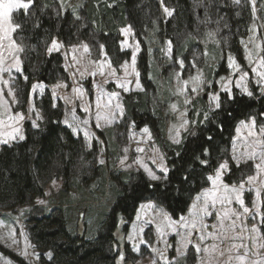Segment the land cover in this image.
I'll return each mask as SVG.
<instances>
[{"label": "trees", "instance_id": "16d2710c", "mask_svg": "<svg viewBox=\"0 0 264 264\" xmlns=\"http://www.w3.org/2000/svg\"><path fill=\"white\" fill-rule=\"evenodd\" d=\"M194 2L199 3L198 0H163L162 4L161 0H83L76 9L58 15L54 10L56 0H35L30 13L25 15L22 10L15 14L14 22L22 25L16 39L24 46L23 76H18L16 81L17 110L25 109L34 83L51 86L65 75L61 54H47L42 50L43 43L57 39L65 48L79 43L93 48L103 45L113 66L118 68L131 58L130 51L121 50L120 30L131 27L141 48L137 68L144 91L125 96L124 107L128 118L139 117L151 129L169 169L168 179L158 182H151L143 172L118 175L112 172L110 161L105 166L90 169L88 164L95 165L97 161L96 143L89 151L85 140L75 137L63 125L62 105L54 106L49 92L46 93L37 103L43 116L38 128L25 123L24 140L0 149V210L16 212L30 208L25 227L39 253L40 264H115L116 231L120 221L127 235L138 208L149 201L163 208L173 219L186 214L195 196L209 187L193 157L199 155L202 148H208L217 159L226 158L242 121L254 118L258 125H264V96L252 85V96L234 90L236 99L224 102L219 111H209L206 99L198 98L189 113L196 123H191L182 135L181 144L165 140L164 119L154 104L159 87L149 78V61L154 50L160 52L163 43L171 41L173 59L183 58L189 63L195 58V48L204 50L203 31L210 27L218 32L217 47L210 45V50L215 48V61L209 64L203 58L200 66L208 72L218 69L216 77L223 75L227 72L228 54L245 66L241 40L252 23L250 10L236 8L231 0L206 1L202 13L212 21L204 28L198 23L200 16ZM164 7L173 10L168 19L163 15ZM154 74L156 76L157 72ZM194 112H207L209 119L201 123L202 116L195 117ZM99 134L109 154L114 155L116 150L109 148L117 147L116 134L110 131ZM208 136L212 140H208ZM79 171L83 174L78 175ZM233 171L239 175L238 169ZM183 176H188L191 182L182 183ZM226 179L234 181L235 175ZM54 181L62 182L59 194L51 199L55 207L42 210L35 205L36 201L45 198L47 187ZM84 201L90 202V209L75 208ZM96 206H99L98 212L90 215ZM76 210L83 212L82 215L75 217ZM81 224L86 227L85 232L78 230ZM94 226H99L98 232ZM125 254L130 255L127 248ZM11 258L18 264H27L18 257Z\"/></svg>", "mask_w": 264, "mask_h": 264}, {"label": "rangeland", "instance_id": "374dc122", "mask_svg": "<svg viewBox=\"0 0 264 264\" xmlns=\"http://www.w3.org/2000/svg\"><path fill=\"white\" fill-rule=\"evenodd\" d=\"M56 1H57V5L54 7V10L56 14L59 15L65 13L70 9L72 10L76 9V7H79L80 3L83 0H56ZM206 1L211 2V0H198L199 3L196 2L197 4H195L194 2V4L197 6L196 7L197 13L200 16L198 23L201 24V26L203 25L204 28L208 27L205 25L208 23V21H212V19H210L205 14L203 15L202 13L204 12V3ZM232 4L236 8H248L250 10L247 0H242L241 5H236L234 3ZM32 6L28 9L29 13L31 11L30 9L32 8ZM19 11L22 10H13V22H14L15 14H17ZM256 14L257 17L264 18V4H261L259 0H257ZM163 15L165 19H168L170 17L167 16L164 13V11H163ZM252 22H253V17H252ZM251 24L249 28L251 27ZM124 29L122 28L120 30L121 50L130 51L131 55L135 51L136 59L138 61V55L141 53L139 42L133 37L132 30L131 33L125 35L123 31ZM208 29H209L208 31H203L205 35L204 41L202 42L204 45V50L200 51L199 49L195 48L193 50V56L195 58H192L189 61V63H186L185 60L181 58L184 61V68L182 70L179 69V66L176 65L175 63L176 60H179L178 58L169 59V56L167 54L168 40H166L163 43L160 52L154 50L151 53V59L149 61L151 71L149 78L152 81H154V83L156 82V84H158L159 87L158 93H156L154 97V104L158 108L160 116L164 119L163 121L165 125V140L174 145L181 144L182 135L189 130L191 123L188 124L187 131H183V130L180 131L179 143L174 142L177 139L174 132V128H179L180 124L185 119L191 121L189 113L193 108L192 105L198 98L204 97L206 101L209 103L210 108L211 109L213 108L212 104L210 103V89L208 86H211L212 89H219L220 84L224 82L221 79L222 77H228L233 80H236L239 75V73L232 75V70L227 67V63H226L227 72L218 77H216V72L218 71V69H216L215 71L212 69L211 71L208 72L207 70H205L204 66H200L199 61H203L204 60L203 58H206L209 64H212L215 61L214 59L215 48L210 50V45H215V47H217L216 43L218 39V32L214 29H210V27H208ZM262 31H264V29H262ZM209 33H211V35H209ZM251 35L252 33L247 31L245 37L242 40H244L245 43H247L248 37ZM14 38H16V33L14 34ZM53 41L57 42L59 47L58 49H51V51H49ZM137 43H138V47H137ZM256 43H262V41L259 38H257ZM84 45L88 46L89 51L85 52L83 47ZM242 45L244 48L245 66L243 67L240 63L239 64L241 65L242 71L243 70L249 71V77L246 78L245 81L241 82L242 86H245L250 91H252L251 86L254 85L255 88L258 87L259 92L261 93V95L264 96V87L258 86L256 84V80L258 78L255 77V75L251 72V70L246 67L248 64V60L246 59L247 51L245 49L244 44ZM21 46L23 47V51H24V46L23 45ZM41 47L42 50L45 51L47 54H52V53L61 54L63 58L65 75L61 76L59 78V81L51 86H47L41 83H34L32 85V87L35 86V92L33 93L32 91H30V96L28 98V102L27 105L25 106V109L19 110L25 113V119L19 122L18 125H16V127H19L20 129V133L16 135V139H8V137L6 135H3V133L10 131V129L0 126V140L8 139L7 143H0V149L4 145H8L13 142H20L24 140V139H20L19 136L22 134L25 138V123L28 122L32 125L33 128H38V124L42 121L43 116L41 110L37 106V103H40L44 95H46V93L49 92L53 100V105L54 106H57L58 104L62 105L63 114H64V118L62 120L63 125L67 127V129L71 130L75 137L78 138L82 137L85 140L89 151L94 148V145L96 143V148L98 150V154L96 157L97 161L95 165L91 162L90 164H88V167L90 169H93L92 168L93 166H102V165L105 166L108 164V161H110L112 172L118 175L129 174L133 172H143L149 178L147 172H145L144 168L141 167V164L147 165L150 169L154 171H157L160 164H164L167 167L165 155L163 154L162 149L159 147L157 142L154 140L151 129L143 122V120H141V118L138 117L136 120H132L128 118L126 114V110L123 103L125 96L136 92H143L144 88L140 81V77H138V79L141 85V89H137L135 87V79H136L135 75L134 74L130 76L125 75L123 71V65L125 62L116 69H117V77L119 78V80H124V79L133 80V84L131 85V90L127 92L116 87L115 84L112 82L115 81L117 77H112L109 75L111 71L109 64H111L112 67L114 66L109 56L104 51V49L102 53L101 48L99 46L97 48H93L86 43H79L77 45H72L70 47L65 48L59 40L54 39L50 43H43ZM248 50L253 51L252 59L255 63H258V60L261 57H264V52H256L254 50V45H250ZM22 52L17 53V55L22 61V68H23L24 64L22 59ZM157 57H159V59L163 61V64L158 62ZM173 57H174V47H173ZM234 59L236 60L235 57ZM98 61H105L104 64L105 74L103 76H101L97 70ZM127 62L129 63V71H131V58ZM192 63H195L196 68H190V64ZM255 63L253 64V66H255ZM217 66H219V64ZM136 70L139 72L137 68V63H136ZM154 71L157 72L156 76L154 74ZM180 71H183L184 73V75L180 77L181 81L186 79L188 76L196 75L197 71H199L202 80L205 82V86L203 87V89L199 91L198 94H190V93H186L184 95L180 94L178 92V86H177V74ZM93 72H96L95 77L91 75ZM208 75H212V76L208 77ZM13 76H16V79L12 82V87L16 90V96H17L16 81L18 79V76H23V74L21 75L13 72ZM64 85H67V87H64ZM97 86L103 87L105 93L107 92L119 93L120 94L119 100L114 101V103L118 102L121 105L123 112L122 116H117L112 121H105L104 119H101L99 128H95L92 126V123L95 122V116H96L94 93L99 90ZM191 87L192 84L190 83L189 89ZM74 88L82 89L83 95L81 96L80 91H73ZM234 90H238V92H240L241 94L248 96L246 93L241 92V90L238 88L233 87V91ZM186 95L191 101L190 104L184 103ZM166 96H168V100L166 99ZM88 103L92 104V111H91L92 123H90L88 126H81V129L78 132H76L73 130V128L68 126L69 124L73 123L72 112L73 110H75L76 117L79 119L86 118V114L82 111V109ZM173 104L176 105L175 109L172 107ZM17 106L18 104L13 109L14 112L17 111L16 109ZM101 112H103V110H101ZM185 112L187 113L186 116L183 115V113ZM252 119L244 122L249 123ZM66 120L68 121V124L65 123ZM33 121L35 122V126H33ZM261 126L264 125H258L256 122L255 128L252 129V131L257 134L256 138L264 137V133L259 132ZM85 128L89 132L88 138H85L84 136ZM144 128H147L149 132L144 133L143 131ZM109 131L112 134H116L115 140L118 143L117 147L109 148L111 150H116V153L114 155L109 154L110 152L108 150V147H106L103 137L99 134L100 132L108 134ZM252 139L253 137L249 136V129L243 127L240 123L235 131V136L232 142V148L235 147L237 153L241 151H245V145ZM138 147L144 149V151L143 152L137 151ZM100 160H103L104 163L103 164L99 163ZM154 160L156 161L155 164L153 163ZM82 172L83 171L81 172L79 171L78 175L83 174ZM157 174H159L158 171ZM149 180L151 182H158V181H152L150 178ZM210 187L211 185L209 184V187L205 188L203 191L207 190ZM61 188H62V182L54 181L47 187L45 198L37 200L35 205L41 208L42 210L52 209L55 206L51 205V199L52 197H56L59 194ZM41 200L44 201V203L42 204L38 203V201ZM193 202L194 199L192 203ZM89 203L90 202L87 201L81 202V205L75 206V208L82 207L83 209H90ZM148 203H152L156 205L153 201L145 202L141 205H145ZM101 205L102 204H100V206ZM141 205L138 208L134 221L130 224L129 232L127 235H125L123 231L124 223L120 221L118 224V228L116 231V238H117L116 247L117 249L122 250L124 254L126 248L130 252L129 256L125 254V261L123 262V264H152V261L154 259L158 261V264H168L169 261H171V264H198V258L194 254L193 249L191 247H189L186 250V253L183 255H181L176 251V249L180 247V236L177 235L171 228L164 229L166 234L163 237L164 240L168 241V244L171 245V247H166L165 244L163 243V240H161L160 233L157 230V225H160L161 227H163L164 225V221L162 220V217L160 215V209L163 208L156 205L155 210L144 209L143 211H141ZM98 207L99 206L93 208L95 210L91 211L90 215H95L98 212V210H96V208ZM29 211H30L29 207L19 209L16 212L0 210V264H18L11 257H18L20 258V260H23L27 264H40V259H37L35 255V254L39 255V253L32 245L28 236V232L25 227V220H27L26 217ZM163 211L166 212L164 209ZM190 211H192L191 205L188 211L186 212V214H184V216L187 217ZM82 213L83 212H79L78 210H76L75 217L77 215H82ZM137 216L140 217L139 220L137 219ZM173 220H178V219H173ZM80 221L81 220L79 219L78 222ZM145 221H151V223H145ZM141 227H143V232L139 233V229ZM98 228L99 226H97L96 228L94 226V230L96 232H98ZM78 230L85 232L86 227L81 224ZM180 231L183 230L180 229ZM128 236H133L134 240L129 241ZM141 238L143 240H146L149 244H151L156 251L150 252V250H148L143 244H140ZM14 241L18 243H14ZM134 243L138 245V249H139L138 251L132 250V245ZM208 243H210V241ZM26 244H27V251L29 253L27 259H25V257L20 254L24 250ZM161 253L163 254V257L165 259H159Z\"/></svg>", "mask_w": 264, "mask_h": 264}, {"label": "snow or ice", "instance_id": "6c2138e0", "mask_svg": "<svg viewBox=\"0 0 264 264\" xmlns=\"http://www.w3.org/2000/svg\"><path fill=\"white\" fill-rule=\"evenodd\" d=\"M250 10L252 12L253 22L248 29L251 36L248 37L247 43L241 40L247 51L246 59L248 60L247 68L257 77L256 84L264 87V57L255 63L252 59L253 51L248 50L250 45H254L256 52H264V18L257 17V0H247ZM264 4V0H259ZM35 3V0H0V126L10 129V131L3 133L8 139H16V135L20 133L19 127L16 125L25 119V113L22 111H13L15 106L19 104L16 96V90L12 87V82L16 79L13 72L23 74L22 61L17 55L23 51V47L17 43L14 34L22 27L20 23L13 22V10H23L24 14H28V9ZM163 0H161V4ZM232 3L241 5L242 0H232ZM167 16L173 14V10L167 7L163 8ZM124 34L131 33V27L124 29ZM211 35V33H209ZM259 38L262 43H256ZM57 42L53 41L51 49H58ZM85 52L89 51L88 46L84 45ZM138 47V43H137ZM103 53V45L100 46ZM6 54V55H5ZM167 54L169 59L173 58L172 42L168 41ZM66 55V54H65ZM136 54L135 51L131 55V71H129V63L126 61L123 65V71L126 76L135 75V87L141 89L139 83V72L136 70ZM179 69L184 68L183 59L175 61ZM227 67L232 70V75L239 73L238 78L233 80L228 77H222L224 81L220 84L219 89H210V103L213 108L209 111H219L223 108L224 102L235 100L233 95V87L238 88L241 92L252 96L253 92L247 87L242 86V81L249 77V71L241 70V65L234 59L231 54L226 58ZM255 63V66L253 64ZM105 61L97 62V70L101 76L104 72ZM111 71L109 73L112 77H117V69L109 64ZM190 68H196L195 63L190 64ZM82 74V73H81ZM95 77L96 72L91 74ZM183 71L177 74L178 92L182 95L186 93L198 94L205 86L201 74L197 71L194 76H188L183 81L180 77L183 76ZM7 77V78H5ZM27 80V76L23 77ZM116 87L127 92L131 90L133 80L124 79L112 81ZM192 87L189 89V84ZM67 87V85H64ZM98 91L94 93V104L96 109L95 122L92 123L91 111L92 104L88 103L83 107L82 111L86 114V118L79 119L76 117L75 110L72 112L73 123L68 126L78 132L81 126H88L92 123L95 128L100 127L101 119L105 121H112L117 116H122L121 105L114 101L119 100V93L107 92L103 87L97 86ZM35 92V86L31 90ZM73 91H80L83 95L82 89H73ZM185 104H190L191 101L188 96H185ZM172 107L175 109L176 105ZM103 110V112H101ZM187 115V113H183ZM195 117H201V123L209 119L208 113L203 114L194 112ZM215 119V116L213 117ZM68 124V121H65ZM189 123L195 124L196 120L185 119L180 124L179 128H174L177 139L176 143L180 142V131H187ZM243 127L249 129V136L253 139L245 145V151L236 152L235 147L231 149L229 155L217 159L208 148H202L199 155L193 157V162L197 167L201 168L205 183L210 184L211 187L196 195L194 202L191 204L192 211L188 216L180 215L178 220H173L163 209H160V215L164 221L163 227L157 225V230L160 233L161 240L166 247H171L167 240H164L165 228H171L177 235L180 236V247L176 249L181 255L186 253V250L191 247L194 254L198 258V264H264V137L256 138L257 134L252 131L255 128L256 122L252 119L249 123L241 122ZM33 126L35 122L33 121ZM222 127V125H221ZM144 133H148L147 128L143 129ZM260 133H264V126L259 129ZM85 138L89 137V132L84 130ZM20 139H24L21 134ZM150 138V137H149ZM8 139L0 140V143H7ZM212 140L211 136L207 137ZM137 151L143 152L144 149L137 148ZM103 164L104 161L100 160ZM123 163V161H122ZM155 164L156 161L154 160ZM243 165V167H242ZM147 172L152 181H160L168 179L169 169L160 164L157 171L150 169L147 165L141 164ZM239 170V175H236L233 169ZM235 175V180L226 179ZM182 183H190L188 176L181 177ZM163 195V194H162ZM44 203V201H38ZM156 205L148 203L141 205V211L144 209L155 210ZM139 220L140 217L137 216ZM151 223V221H145ZM178 225V227H177ZM182 229L183 231H180ZM143 232V227L139 229V233ZM128 240H134L133 236H128ZM210 241V243H208ZM14 243H18L14 241ZM140 244H143L150 252L156 250L146 240L140 239ZM133 251H138V245H132ZM27 259L29 253L27 251V244L24 250L20 253ZM39 259V255L35 254ZM49 257L51 254H48ZM159 259H165L161 253ZM125 261V254L122 250L117 249L115 264H123ZM152 264H158L157 260H153ZM171 264V261L168 262Z\"/></svg>", "mask_w": 264, "mask_h": 264}]
</instances>
